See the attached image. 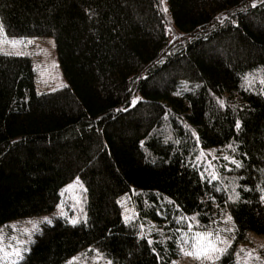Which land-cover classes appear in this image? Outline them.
I'll list each match as a JSON object with an SVG mask.
<instances>
[{"label": "trees", "instance_id": "trees-1", "mask_svg": "<svg viewBox=\"0 0 264 264\" xmlns=\"http://www.w3.org/2000/svg\"><path fill=\"white\" fill-rule=\"evenodd\" d=\"M167 2L0 0L9 35L55 38L68 82L39 92L31 57L0 52V225L54 211L74 178L88 195L87 221L43 224L19 264L90 246L173 264L185 222L223 210L236 242L264 235V0ZM214 148L236 162L215 179L199 163ZM124 194L161 229L127 223ZM218 264L244 263L232 246Z\"/></svg>", "mask_w": 264, "mask_h": 264}, {"label": "rangeland", "instance_id": "rangeland-1", "mask_svg": "<svg viewBox=\"0 0 264 264\" xmlns=\"http://www.w3.org/2000/svg\"><path fill=\"white\" fill-rule=\"evenodd\" d=\"M163 3L165 9H167V0H163ZM0 23H2L1 19ZM172 30L177 36L181 37V34L176 29L174 30L172 28ZM10 41H16L17 43L13 45ZM20 41H32V43H19ZM0 52L11 54L22 53L20 55L31 57L36 72V85L39 92L53 91L68 84L60 64L55 38L53 36H11L7 33L3 25V30L0 32ZM233 160L223 148L202 150L199 156V163L202 164L203 171L211 177L213 175L216 177L218 170L223 165L231 168ZM60 197L56 209L52 212L17 218L0 225V237H2L0 247H4L8 253H12L13 249H19L24 257L30 251L36 233L43 224L49 223L48 221L52 222L58 216L66 218L70 223L73 219H77L79 221L78 223L87 221L88 212L86 202L88 195L87 187L83 181L79 178H74L67 182L60 191ZM119 204L122 207L124 220L127 223L136 224L140 234L149 235L161 229L152 220L146 222L140 220L129 194L122 195L119 198ZM227 215H229L228 212L223 210L219 214L216 223L210 229L206 230L202 229L197 222L186 221L184 224L185 228L179 229L181 234L179 256L173 264H213L211 260H198L193 256L184 255L183 251L192 250L194 233L213 231L212 239L215 240L214 230L233 226V220L231 224H225L223 222V218ZM219 236L221 239L231 242V247L235 246L238 261L244 264H264V235L250 233L244 241L236 242L235 227L234 232L220 231ZM216 246L218 248L225 247L223 243H217ZM24 249H27V251H24ZM242 249L243 251H241ZM256 257H259V259H256ZM16 259H18L16 256L10 255L9 264ZM218 261L215 260L214 264H218ZM65 264L118 263L114 262L112 258L98 247L90 246L71 256Z\"/></svg>", "mask_w": 264, "mask_h": 264}, {"label": "snow or ice", "instance_id": "snow-or-ice-1", "mask_svg": "<svg viewBox=\"0 0 264 264\" xmlns=\"http://www.w3.org/2000/svg\"><path fill=\"white\" fill-rule=\"evenodd\" d=\"M164 11H167V9H164ZM3 30V25L2 23H0V32H2ZM10 43H12L13 45H15L17 42L16 41H10ZM19 43H32V41H20ZM7 54H11V53H7ZM17 55H20L22 53H16ZM262 72H264V69L261 70ZM249 83H251V81H248ZM262 84H264V80L260 81ZM237 127H239V125H237ZM198 139V138H197ZM231 147V146H229ZM227 159V158H225ZM233 163H236L235 161H233ZM239 166V165H237ZM213 179H215L216 177L213 175L212 176ZM63 215V213H62ZM47 219V218H45ZM128 219V218H126ZM181 219L183 220L184 218L181 217ZM192 220H195V217L190 218ZM50 223V221H48ZM79 221L77 219H73L71 220L72 224H76ZM223 222L225 224H231L232 223V217L230 215H227L226 217L223 218ZM198 223V221H197ZM215 231V240L212 239L213 237V231H208L206 233H194L193 234V244H192V250L191 251H183L184 255L187 256H193L194 258L198 259V260H211L214 261L215 260H219L220 257L227 252L228 248L231 247V242L221 239V237L219 236V232L223 231V232H234L235 231V227L234 225L231 227H227L224 229H216ZM187 235V234H185ZM0 241H2V237H0ZM206 242V243H205ZM217 243H223L225 245V247L223 248H218L216 246ZM24 251H27V249H24ZM243 251V249L241 250ZM10 255H14L16 256L18 259L11 261V264H19V261L23 259V255L21 253V251L19 249H13L12 253H8L7 251H5L4 247H0V264H9V256ZM249 255H251V253H249ZM256 259H259V257H256Z\"/></svg>", "mask_w": 264, "mask_h": 264}]
</instances>
